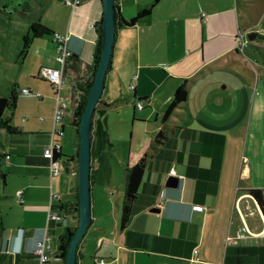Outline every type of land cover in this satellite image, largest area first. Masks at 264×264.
Returning <instances> with one entry per match:
<instances>
[{"label": "crops", "instance_id": "1", "mask_svg": "<svg viewBox=\"0 0 264 264\" xmlns=\"http://www.w3.org/2000/svg\"><path fill=\"white\" fill-rule=\"evenodd\" d=\"M55 1L46 7L51 15L36 20L70 36L76 61L64 92L73 95L75 80L78 89H85L86 80L95 76L104 5L85 0L73 8L59 0L51 9ZM153 2L117 0L112 63L93 117V220L79 245V264H94L99 257L105 264H264V236L227 243L244 221L255 233L264 229V211L251 193L260 190L264 202V59L251 47L264 51L261 18H254L252 0H159L134 25L120 22ZM239 29L255 32L262 42L240 52ZM40 38L37 68L58 67L51 35ZM83 65L87 74L81 72ZM21 73L12 80L6 96L11 105L2 115L11 128L0 127L6 166L0 163L5 193V198L0 195V264H39L35 247L45 235L51 246L45 264H66L56 253L61 236L77 227L80 215L75 109L59 124L63 134L55 140L64 155L58 158L59 174L51 177L44 148L52 143L55 88L40 71ZM184 82L187 99L165 118ZM23 88L41 96L25 94ZM123 115L132 118L129 134L119 125ZM160 132L165 139L156 142ZM144 151L139 195L122 228L125 170ZM173 166L177 187L166 185ZM52 192L58 195L54 204L63 211L62 222L47 221ZM160 201L162 208L156 206ZM197 204L206 209L193 210ZM14 213L20 221L9 220Z\"/></svg>", "mask_w": 264, "mask_h": 264}, {"label": "rangeland", "instance_id": "2", "mask_svg": "<svg viewBox=\"0 0 264 264\" xmlns=\"http://www.w3.org/2000/svg\"><path fill=\"white\" fill-rule=\"evenodd\" d=\"M58 1L56 0L51 4V9L57 5ZM250 3L254 18L258 20L261 18L259 24L264 26V0H252ZM48 4H50V0H0V96H10L14 82L12 80H16L21 72L22 77L26 71L41 70L40 66L37 68L38 57L42 51L39 47L42 43L41 38L30 40L27 38H29L30 34V25L38 16L46 14V18H48L51 15L50 12L45 13ZM243 10L246 11L244 8ZM44 38L49 39L48 36ZM247 40V45H251L252 43L260 44L262 42L259 37L254 40H249L248 37ZM251 47L255 49L257 56L264 59V51L262 52L254 46ZM80 90L83 92V89L80 88ZM131 123L132 118L129 119L128 116L123 115L119 121L121 131L129 134ZM2 152L3 147L0 144V163L2 168L5 169L6 166L3 164ZM3 191L4 183L0 177V195L2 198H5ZM3 200L6 201V199ZM14 214L9 216V220L18 219L20 221V215ZM86 261L89 262V260Z\"/></svg>", "mask_w": 264, "mask_h": 264}, {"label": "built area", "instance_id": "3", "mask_svg": "<svg viewBox=\"0 0 264 264\" xmlns=\"http://www.w3.org/2000/svg\"><path fill=\"white\" fill-rule=\"evenodd\" d=\"M85 0H65V2L70 5L71 7L75 8L78 5L82 4ZM204 17H207V13L202 14ZM92 27H95V24H91ZM249 30L239 29L237 34V49L240 52H244L245 48L248 44L247 38L249 37ZM53 41L56 44V55L55 59L59 63L58 67L54 66H43L40 70V77L49 80L55 88V108H54V126L52 130V143L44 148V156L49 160L50 163V174L51 177H54L59 174L60 171V163L58 159L54 158L55 151L59 150L61 144L56 142L55 137L56 135H62L63 129L59 126L62 123L63 119L65 118L68 110L76 109L82 99V90L78 89L77 80L73 82V86L76 87V92L73 95H66L64 89L67 85L66 75L68 73L70 65L73 63V51L69 46L70 36L68 33H60L53 31L51 34ZM83 74H87V67L85 65L82 66ZM131 89L135 88V84L133 83ZM22 92L25 94H33L35 96H41V93L31 91L29 88H23ZM145 103L143 100L138 101L137 107L142 109ZM9 158V156H7ZM245 161V159H244ZM246 163V162H245ZM170 174H176V167L173 166L170 169ZM22 190L17 191V195L21 197ZM58 198L56 193L51 194V200L48 210V217L47 221L55 220L57 222H62L64 220L63 211L56 207L54 204V200ZM23 199H21L22 201ZM158 208L164 207L163 202H158L156 204ZM193 210L203 211L206 209L204 205H193ZM254 212H252L253 214ZM254 236H264V229L259 232H253L247 222H243L239 228L235 231L233 235L227 236V243L230 242H238L243 239H248ZM48 238L45 235L42 239H40L35 247V253L39 257V264H45L47 261L50 260L51 254L50 249L51 246L48 245ZM106 259L103 257H99L95 259L94 264H105ZM216 264H225L224 261L218 262Z\"/></svg>", "mask_w": 264, "mask_h": 264}, {"label": "water", "instance_id": "4", "mask_svg": "<svg viewBox=\"0 0 264 264\" xmlns=\"http://www.w3.org/2000/svg\"><path fill=\"white\" fill-rule=\"evenodd\" d=\"M117 0H103V32L102 51L97 65V70L90 88L88 100L81 120L78 124L80 134L79 146V198L80 215L77 229L71 238L66 264H79V245L93 220L92 212V127L93 117L100 99L103 96L107 73L111 67L114 45L118 31V6ZM256 33H249V39L254 40ZM178 176H169L166 185L177 187ZM152 211H158L153 208Z\"/></svg>", "mask_w": 264, "mask_h": 264}, {"label": "trees", "instance_id": "5", "mask_svg": "<svg viewBox=\"0 0 264 264\" xmlns=\"http://www.w3.org/2000/svg\"><path fill=\"white\" fill-rule=\"evenodd\" d=\"M158 2H159V0H154L152 5L142 9L141 11H139L130 20H124L123 19L121 21V18H120V22H122L126 25H134L139 20L149 16L152 13L153 8L155 7V5ZM29 32H30L29 38H27L29 40L52 34V31H50L47 27H45L39 20H34L31 23L30 28H29ZM102 32H103V23H102V26L100 27L101 35H102ZM26 43H27V41H26ZM101 44H102V40H101ZM101 51H102V49H101V45H100V53H99L98 60L96 61L97 65L99 63ZM73 61L74 62L76 61V57L74 55H73ZM74 65L75 64L70 65L69 68H71V66L73 67ZM96 70H97V68H96ZM93 78H94V74H93ZM93 78L90 80H86V87H85V89H83L82 99H81L79 105L76 107V110H75V119H76L75 124L76 125H78L80 120H81L84 108H85L87 100H88L90 88H91L92 83H93ZM187 97H188V89H187L186 82H184L183 84H181L177 88V90L174 94L173 101L165 113V118L169 117L170 114L173 112V110L176 107H178L182 102H184L187 99ZM11 101H12L11 98H8L6 96H0V127L6 126L8 128H11L9 126L8 120L2 118L4 110L11 105ZM163 139H165V136L162 132H160V134L157 136L156 142H162ZM61 155H64V154L60 153L59 150H56L54 158L58 159ZM147 155H148L147 152L144 151V152L140 153L139 155L135 156L133 159H131L127 164V167L125 170V195H124V200L122 203V218H121V227L122 228H126L127 225L129 224L130 220H131V217L133 214V206H134V203L136 202V200L138 198L139 187H140V184H141V181H142V178L144 175V171L146 168V164H147ZM68 157L72 158V156H68ZM251 193L257 199V201L259 202L260 206L262 207V209L264 211V202H263L261 191L258 189H252ZM76 229H77L76 226L75 227H68L66 229L65 235L61 236V240H60L61 243L59 245V252L56 253L57 258L62 257L64 260L66 259L69 244H70L71 238L74 235Z\"/></svg>", "mask_w": 264, "mask_h": 264}]
</instances>
